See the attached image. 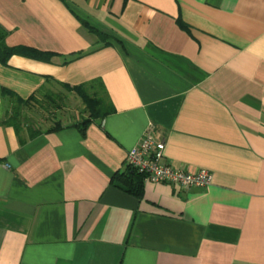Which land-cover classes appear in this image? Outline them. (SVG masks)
<instances>
[{"label":"crops","instance_id":"1","mask_svg":"<svg viewBox=\"0 0 264 264\" xmlns=\"http://www.w3.org/2000/svg\"><path fill=\"white\" fill-rule=\"evenodd\" d=\"M0 25L56 54L0 63V264H264V0H0ZM95 79L104 118H28ZM148 128L210 183H112Z\"/></svg>","mask_w":264,"mask_h":264},{"label":"trees","instance_id":"2","mask_svg":"<svg viewBox=\"0 0 264 264\" xmlns=\"http://www.w3.org/2000/svg\"><path fill=\"white\" fill-rule=\"evenodd\" d=\"M89 29L90 31L95 33L99 38H104L95 29L91 27H89ZM7 35V30H5L0 25V63L3 65H6L8 59L13 55H19L44 62H50L51 58L56 55L55 53L44 52L24 44L8 45L6 44ZM61 87L67 92L76 95L80 99L81 103L84 105V108L87 112V117L82 118L81 121L77 124V126L80 127L81 130H83V128L89 125L92 120L102 119L114 110L105 92L104 85L99 79L91 80L89 82L75 86L61 84ZM37 92L42 96V98L46 99L47 103H52L56 97L55 94L46 90L45 87H42V89L37 90ZM53 95L55 97H53ZM56 98L60 97L57 96ZM30 101H36L35 94L30 95L26 100H21L20 98H17V103L19 104L22 103L26 105L29 104ZM37 102L40 104L42 103V101ZM19 117V112L17 110H14V113L10 117L8 123L13 125L14 128L17 129L18 125L16 121H18ZM56 125L60 126V122H57ZM111 180L112 183H116L117 187L123 189L129 194H132L136 197H140L142 194L143 175L141 173H138L136 170L129 168L128 166L125 167V170L122 173H115Z\"/></svg>","mask_w":264,"mask_h":264},{"label":"built area","instance_id":"3","mask_svg":"<svg viewBox=\"0 0 264 264\" xmlns=\"http://www.w3.org/2000/svg\"><path fill=\"white\" fill-rule=\"evenodd\" d=\"M164 142L148 128L125 157V165L143 175V182L165 183L180 189L204 187L210 183L211 173L206 169L189 170L172 167L163 154Z\"/></svg>","mask_w":264,"mask_h":264},{"label":"rangeland","instance_id":"4","mask_svg":"<svg viewBox=\"0 0 264 264\" xmlns=\"http://www.w3.org/2000/svg\"><path fill=\"white\" fill-rule=\"evenodd\" d=\"M50 92L60 98L55 97L52 103H47L46 99L42 98V104L39 105V114H33L28 117L30 120L35 122L38 127L45 128L54 122H72L79 117H82L86 112L83 109V104L80 99L72 93H68L60 86H53ZM30 113V110L28 111ZM35 115L36 118L33 116Z\"/></svg>","mask_w":264,"mask_h":264}]
</instances>
